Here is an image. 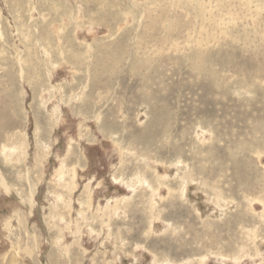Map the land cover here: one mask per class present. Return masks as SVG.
I'll return each mask as SVG.
<instances>
[{"label": "rangeland", "instance_id": "rangeland-1", "mask_svg": "<svg viewBox=\"0 0 264 264\" xmlns=\"http://www.w3.org/2000/svg\"><path fill=\"white\" fill-rule=\"evenodd\" d=\"M152 263L264 264V0H0V264Z\"/></svg>", "mask_w": 264, "mask_h": 264}, {"label": "bare ground", "instance_id": "bare-ground-1", "mask_svg": "<svg viewBox=\"0 0 264 264\" xmlns=\"http://www.w3.org/2000/svg\"><path fill=\"white\" fill-rule=\"evenodd\" d=\"M53 111V110H52ZM51 112V111H50ZM13 155V154H12ZM35 156V155H34ZM29 158V157H28ZM32 162V161H31ZM29 163V162H28ZM58 180V179H57ZM54 182H55V180H54ZM68 185V184H67ZM56 188V187H55ZM126 188H128V187H126ZM129 189V188H128ZM42 190H43V188H42ZM213 191H214V199H215V202L216 203H220V201H221V196H220V192H218V190L217 189H212ZM127 191H129V190H127ZM9 193V192H8ZM72 193V192H71ZM153 193V197L154 196H156V193L155 192H153V191H151V194ZM10 195V194H9ZM43 197H44V199H46L47 201H50V196L47 194V193H44L43 192ZM39 198V197H38ZM61 198V197H60ZM52 199V198H51ZM53 200V199H52ZM155 200V199H154ZM41 201V200H40ZM54 201V200H53ZM59 201H62L61 199H59ZM56 202H57V200H56ZM215 203V204H216ZM222 203V202H221ZM213 204H214V202H213ZM68 205V204H67ZM69 205H72V203L71 204H69ZM68 205V206H69ZM121 205V204H120ZM217 205V204H216ZM65 206H66V204H65ZM222 206V205H221ZM53 209H54V207H53ZM115 209V208H114ZM80 212V211H79ZM55 215V214H54ZM58 216V215H57ZM56 216V217H57ZM62 216V215H61ZM56 219V218H55ZM60 219V218H59ZM62 220H64V219H62ZM55 225L56 226H59V227H62V231L64 230V227H63V223L60 221V220H58V221H56L55 222ZM61 231V232H62ZM65 233V232H64ZM64 233H62V235L64 236ZM66 234V233H65ZM211 237V236H210ZM65 239V238H64ZM257 244V243H256ZM243 249V248H242ZM257 250V249H256ZM257 255V254H256ZM258 255H260L259 253H258ZM260 256H258V257H256L257 259L259 258ZM261 258V257H260ZM114 259H115V257H114ZM215 260V259H214ZM221 263H223V262H221ZM255 263V262H254ZM153 264V263H152ZM234 264V263H233Z\"/></svg>", "mask_w": 264, "mask_h": 264}]
</instances>
